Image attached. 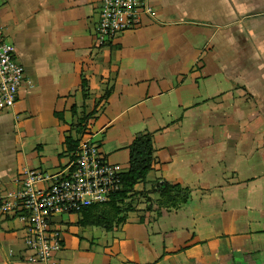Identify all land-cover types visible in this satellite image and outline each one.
<instances>
[{"label":"crops","instance_id":"0c3cea01","mask_svg":"<svg viewBox=\"0 0 264 264\" xmlns=\"http://www.w3.org/2000/svg\"><path fill=\"white\" fill-rule=\"evenodd\" d=\"M100 1L0 0L34 83L0 110V188L67 165L80 120L125 173L135 136L152 132L147 181L188 187L187 204L151 193L150 210L111 230L71 214L61 264H264V0H149L157 17L104 46ZM24 236L20 220L0 222V264H25Z\"/></svg>","mask_w":264,"mask_h":264},{"label":"built area","instance_id":"2783aa9c","mask_svg":"<svg viewBox=\"0 0 264 264\" xmlns=\"http://www.w3.org/2000/svg\"><path fill=\"white\" fill-rule=\"evenodd\" d=\"M149 0H101L94 35L100 46L139 27L143 16L156 18ZM17 59L15 45L0 25V110L13 107L23 87L32 88ZM78 143L62 169L48 172L22 169L13 179L15 188H0V222L24 223L25 264H61L66 218L85 208L110 202L123 189L125 172L103 153L96 134L77 133Z\"/></svg>","mask_w":264,"mask_h":264},{"label":"trees","instance_id":"16d2710c","mask_svg":"<svg viewBox=\"0 0 264 264\" xmlns=\"http://www.w3.org/2000/svg\"><path fill=\"white\" fill-rule=\"evenodd\" d=\"M82 86L86 96L87 90L85 88L87 83L85 80L82 81ZM80 123L82 124L83 121L80 120L76 128H78V124ZM82 126L84 125L82 124ZM77 133L79 134L78 129ZM77 143V139L70 136L67 137L66 144L68 151L72 152ZM154 162L153 133L137 134L130 145L129 169L123 177V189L110 202L85 208L81 212L82 218L80 224L101 226L106 230H111L115 225L126 220L128 213L134 209L130 207V204L126 206V209H119L118 206L129 200L136 190V185L139 183L148 184L150 193L155 194L157 197L159 207L180 209L185 206L191 193L188 187H184L179 183L172 184L163 179L147 181V176L153 169ZM151 208V205H149L146 209L150 210Z\"/></svg>","mask_w":264,"mask_h":264},{"label":"rangeland","instance_id":"374dc122","mask_svg":"<svg viewBox=\"0 0 264 264\" xmlns=\"http://www.w3.org/2000/svg\"><path fill=\"white\" fill-rule=\"evenodd\" d=\"M84 119V118H83ZM82 119V120H83ZM78 132L79 134L85 133V126H82V124H78ZM78 134V135H79ZM151 200H153V197L151 196L150 190L148 189V184L143 183L141 184V187L136 188L135 192L131 195L128 201L130 202H123L118 206L119 209H126V206L130 204V207H132V211H138L140 207L147 208V206L150 205ZM67 232L65 231V234ZM64 234V236H65Z\"/></svg>","mask_w":264,"mask_h":264}]
</instances>
